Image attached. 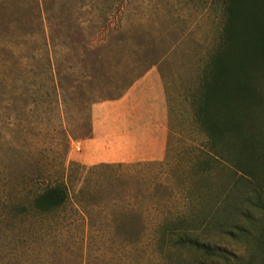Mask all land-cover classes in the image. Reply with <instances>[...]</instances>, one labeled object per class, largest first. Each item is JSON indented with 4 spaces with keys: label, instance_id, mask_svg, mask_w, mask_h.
Here are the masks:
<instances>
[{
    "label": "rangeland",
    "instance_id": "1",
    "mask_svg": "<svg viewBox=\"0 0 264 264\" xmlns=\"http://www.w3.org/2000/svg\"><path fill=\"white\" fill-rule=\"evenodd\" d=\"M225 21L221 0H0V264H264V213L234 215L245 191L225 202L229 172L195 117ZM154 68L169 97L167 160L77 162L93 107ZM57 185L68 203L36 211ZM181 215L210 221L197 236L231 261L157 242ZM234 225L241 231L227 236Z\"/></svg>",
    "mask_w": 264,
    "mask_h": 264
},
{
    "label": "trees",
    "instance_id": "2",
    "mask_svg": "<svg viewBox=\"0 0 264 264\" xmlns=\"http://www.w3.org/2000/svg\"><path fill=\"white\" fill-rule=\"evenodd\" d=\"M221 1L226 21L201 79L195 117L208 138L210 151L229 172L231 187L225 202L240 185L245 191L242 206L231 209L237 217L251 220L253 212L264 213V126L260 122L264 114V0ZM203 168L199 170L203 174L213 171L209 160ZM68 201V189L57 185L35 198L34 209L54 212ZM209 225L206 219L199 223L181 215L161 224L155 239L213 262H230L226 250L213 248L197 236ZM240 228L230 226L225 233L232 236Z\"/></svg>",
    "mask_w": 264,
    "mask_h": 264
},
{
    "label": "crops",
    "instance_id": "3",
    "mask_svg": "<svg viewBox=\"0 0 264 264\" xmlns=\"http://www.w3.org/2000/svg\"><path fill=\"white\" fill-rule=\"evenodd\" d=\"M170 124L167 87L154 68L119 99L93 107L91 136L74 158L86 167L164 163Z\"/></svg>",
    "mask_w": 264,
    "mask_h": 264
}]
</instances>
